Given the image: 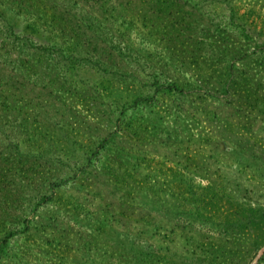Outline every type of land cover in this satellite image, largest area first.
I'll use <instances>...</instances> for the list:
<instances>
[{
	"label": "rangeland",
	"instance_id": "rangeland-1",
	"mask_svg": "<svg viewBox=\"0 0 264 264\" xmlns=\"http://www.w3.org/2000/svg\"><path fill=\"white\" fill-rule=\"evenodd\" d=\"M42 1L0 0V264H264V220L230 214L264 212V0L159 14L156 0ZM227 41L248 56L221 54ZM180 50L210 94L156 90ZM233 63L240 87L224 93L218 68ZM142 95L155 103L134 106ZM129 202L158 224L132 223Z\"/></svg>",
	"mask_w": 264,
	"mask_h": 264
},
{
	"label": "trees",
	"instance_id": "trees-1",
	"mask_svg": "<svg viewBox=\"0 0 264 264\" xmlns=\"http://www.w3.org/2000/svg\"><path fill=\"white\" fill-rule=\"evenodd\" d=\"M99 1H100V3H98V5H100V9L105 8V5H106L105 1L106 0H99ZM107 1H109V0H107ZM124 1H125V3L122 4V6H123L122 8L128 9V8H131V4H134L135 2L140 1V0H119V2H124ZM156 1H157V3L155 4L154 8L151 9V12H153L155 10V8H157L158 14L164 10H172V9L178 8L179 6H177V5L182 4L181 0H156ZM17 6L20 7L21 10L23 7L26 9L31 8L33 10H35L37 8L45 9V11L48 10L45 7V2H43L42 0H19V3L17 4ZM134 6H135V4H134ZM132 7H133V5H132ZM142 10H145V9L143 8ZM192 12H195V11H192ZM140 15L142 16L141 20L142 21L145 20V22L143 21L144 23H146L147 25H150V26L155 25V20H151L152 18H149L151 16V14L148 15V14H146V12H142L139 14V16ZM50 16H51L50 21L52 23L57 22L56 14L53 11L50 13ZM58 23H59V21H58ZM185 27L188 28L187 23H185ZM182 30H184V29L182 28ZM69 32L72 33V31H69ZM200 42H198V43H200ZM238 44H240V45L236 46V45L230 43L229 41L225 42V44H223V46H222L224 52L221 54H224V53L227 54V51L231 50L232 52L234 51V53H235V51H237L234 54L236 56L232 55L233 58H235L237 56H239L238 58L247 57L248 51H247L246 42H239ZM39 47H42V48L45 47L46 48L48 46L40 44ZM180 51H181L180 52L181 54L178 55V59H175V60H178V61H175L178 68H172L171 70L169 69L170 71L168 70L167 75H169V76H167V77H169V78L165 82H159L160 80L157 79L156 80V82H157L156 90L162 91V92L164 91V92H168V93L169 92H177L178 94H180L182 96H190V97L196 96V98L201 97V94H210L209 90H204V89H207L208 83H209L208 79L206 78V75L200 74V78L198 80L195 78H189V77L185 76L184 73H182V71L187 70V68L193 69L195 72L196 71L198 72L199 70H204L202 68L199 60H198V54L196 53L192 56L190 55L191 60L186 61V58L188 55L187 52H185L184 50H180ZM240 51H241V54L239 53ZM206 59L207 58H205V60ZM218 64H219V62H218ZM234 67L235 66L233 63V64H227L225 66H221L218 68V70L220 72H223V75H224V76H221L220 79L218 80L220 83L219 84L220 89L224 93H227V91H229L231 86L232 87L233 86L234 87H236V86L240 87L239 81H237L236 78H234V76H235L233 73L235 71ZM164 73H166V71H164ZM221 75H222V73H221ZM140 103H146L148 105H152L153 103H155V100H154L153 96L142 95V96H138L137 98H135L133 105L138 107V106H140ZM178 106H180V105L178 104ZM180 107L183 108L182 114H184L186 116L191 115L190 117L192 119L200 118L202 120V122H204V124H205V121H208V118H210V116H211V113L207 112L206 109H203L202 106H201L202 108L200 110L201 112H199L200 114L197 111L195 113H192L189 110V108H187L186 106H180ZM198 107L199 106H196L195 108H198ZM201 113H205V114L201 115ZM146 123L149 124L148 121ZM205 143H207V142H205ZM200 156H205V155L202 154ZM194 194L195 193H192V195H194ZM46 198H48V197H46ZM156 198H160V196L158 195ZM185 198H187V197L185 196ZM209 202L212 204L211 199H209ZM209 202L207 201V198H205L204 195H201V198L199 200V206L200 207L197 208L200 210V212L197 213L198 217H201V218H207L208 217V216H205V212H204V210H202V208H204L206 203H209ZM126 206H129L132 209V211L130 213L133 215L132 223H142L143 226H145V224H147V223L153 224V222L158 224V216L156 214H154L152 212V210L144 208L141 204H131L130 202L128 204H126ZM259 212H260V210L258 208L250 207L249 209L243 208V217L242 218L240 217L241 213L239 212L238 209L233 210L232 212H230V214L232 217L237 218L239 221L241 220V221H246L247 223L259 224L261 221L264 220V212H261V213H259ZM153 220H155V221H153ZM143 226H142L143 232L146 231V233H148V235H150V236L160 234V228H161L160 225H157L154 230H149V231L146 228L144 229ZM171 232L172 231H169V232H167V234H169ZM120 241H121V239H120ZM147 243H148L147 241L139 242L138 245H139V252L140 253L143 252V250L145 249L144 246L146 247ZM128 245H130V247H132L131 243ZM150 246H152V245H150Z\"/></svg>",
	"mask_w": 264,
	"mask_h": 264
}]
</instances>
